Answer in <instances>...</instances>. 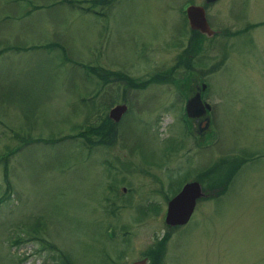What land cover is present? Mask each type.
I'll use <instances>...</instances> for the list:
<instances>
[{"label":"rangeland","instance_id":"rangeland-1","mask_svg":"<svg viewBox=\"0 0 264 264\" xmlns=\"http://www.w3.org/2000/svg\"><path fill=\"white\" fill-rule=\"evenodd\" d=\"M190 4L220 31L194 29L197 47ZM187 50L173 82L115 77L137 85ZM195 83L211 106L200 133L182 112ZM118 103L112 144L77 136ZM241 158L225 190L201 177ZM191 180L204 195L187 223L166 225ZM2 197L0 264L153 263L166 234L161 264H264V0H0Z\"/></svg>","mask_w":264,"mask_h":264},{"label":"trees","instance_id":"trees-1","mask_svg":"<svg viewBox=\"0 0 264 264\" xmlns=\"http://www.w3.org/2000/svg\"><path fill=\"white\" fill-rule=\"evenodd\" d=\"M107 1L106 0H93V5H96L98 3L104 4ZM191 32H192V35L195 34L197 37L195 39L196 47L200 46V38H199L200 33H198V31L196 30H191ZM188 52H191V51L187 50L185 51V53L180 54L173 67L168 68L166 71H159L157 73H154L152 76H150V78L144 80L142 83H139L137 85L135 84L133 85L134 82L128 76L122 75L119 77L118 76H115V77L118 80L124 79L125 84L128 83V85H131L133 87H143L144 85L148 83H152V82H159V83L173 82V80L175 79V75L177 74L176 68L183 66L185 68L191 69V63L189 61V58L186 57L185 55ZM87 69H88L86 70L87 72L90 70L89 74H92V76L97 77L98 80L102 81V83L104 84H107L108 82L112 80L110 78V76L112 75H109L107 71L105 72L100 67L87 66ZM118 82L121 83V81H118ZM186 96H189V95L185 92V97ZM111 103H113V100L111 101ZM93 106L95 107V104ZM183 116L186 117L184 113H183ZM186 119L188 123H190L187 117ZM117 124L118 123L113 122L107 115H104L103 117L100 116V118H97L94 121H92L90 124H88V126L83 131L79 132L77 136L81 137L89 146H96L98 144H112V142H114V140L116 139ZM8 153L3 157V159H6V157L8 156ZM246 160H247L246 158H241L240 160L238 159L235 161H230L229 163H231V166L227 164L228 163L227 160H220L219 162L212 165L210 169L208 170V172H206L201 177L208 178L212 174L213 176L210 177L209 183H208L209 187L213 190V188L217 186L216 184L221 182L222 184L220 187H218V191L225 190L228 182L232 179L231 177L236 172L237 168H239ZM5 163L7 162L5 161ZM225 166H229L230 168V169L227 168V170H225L227 172H224V169H226L224 168ZM4 170L6 174L8 171L7 166L5 167ZM216 173L218 175H215ZM200 180L202 182V179ZM177 191H178V188L177 190L173 191L172 195L175 194ZM2 201H3V197L0 198V203ZM167 240H168V234L164 235L157 241L155 250L151 252V261L154 264H161V258L163 257V253L165 251Z\"/></svg>","mask_w":264,"mask_h":264},{"label":"water","instance_id":"water-1","mask_svg":"<svg viewBox=\"0 0 264 264\" xmlns=\"http://www.w3.org/2000/svg\"><path fill=\"white\" fill-rule=\"evenodd\" d=\"M216 0H205L206 3H211ZM187 21L191 29L199 30L200 32L210 36L214 30L210 28L206 17L205 9L202 5L190 4L185 9ZM206 87L202 83L198 90L187 99L185 104V113L190 118H197L206 114L211 109L209 103L204 102L201 98V90ZM127 107L123 103L114 105L109 110V117L113 121H119L122 114L126 111ZM209 117L206 116L200 124V132L208 128ZM204 195L201 184L196 180H191L183 184L181 189L172 196L168 202L164 215L165 224L168 226L183 225L190 219L196 205L198 198ZM130 264H153L149 261L148 257L132 261Z\"/></svg>","mask_w":264,"mask_h":264},{"label":"flooded vegetation","instance_id":"flooded-vegetation-1","mask_svg":"<svg viewBox=\"0 0 264 264\" xmlns=\"http://www.w3.org/2000/svg\"><path fill=\"white\" fill-rule=\"evenodd\" d=\"M217 1V0H216ZM215 2V1H214ZM214 2H211V3H214ZM207 4H210V3H207ZM207 18V17H206ZM189 29H190V32H189V34H192V32H191V30H194V29H191L190 27H189ZM214 30V33L212 34V35H210V36H214V35H216V34H219L220 33V31L219 30H215V29H213ZM199 31V30H198ZM201 33V32H200ZM205 36H207L206 34H204ZM202 84V83H201ZM200 84V85H201ZM199 84H194V88H193V90H194V92H196L197 91V88H199V86H200ZM204 91V90H203ZM203 91H201V98H202V100L204 101V102H206L204 99H203V97H202V92ZM211 110V109H210ZM210 110L209 111H207L206 112V114H204L203 116H200V117H197V118H190V121H191V124H192V127L195 129V130H197L199 133H200V130H199V128H200V124H201V122L203 121V119L206 117V116H208L207 114H208V112H210ZM185 182H187V181H185ZM184 182V183H185ZM183 183V184H184ZM182 184V185H183ZM174 195V194H173ZM172 195V196H173ZM171 196V197H172ZM170 197V198H171ZM168 202V201H167ZM171 227H175V226H171Z\"/></svg>","mask_w":264,"mask_h":264}]
</instances>
